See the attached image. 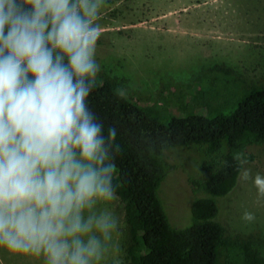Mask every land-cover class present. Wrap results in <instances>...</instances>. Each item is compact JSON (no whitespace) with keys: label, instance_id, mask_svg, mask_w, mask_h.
<instances>
[{"label":"clouds","instance_id":"obj_1","mask_svg":"<svg viewBox=\"0 0 264 264\" xmlns=\"http://www.w3.org/2000/svg\"><path fill=\"white\" fill-rule=\"evenodd\" d=\"M104 3L0 0V248L43 264H106L119 235L122 147L88 102Z\"/></svg>","mask_w":264,"mask_h":264},{"label":"rangeland","instance_id":"obj_2","mask_svg":"<svg viewBox=\"0 0 264 264\" xmlns=\"http://www.w3.org/2000/svg\"><path fill=\"white\" fill-rule=\"evenodd\" d=\"M99 23L96 81L113 82L120 94L141 104L174 115L216 112L219 94H209L223 83L242 88L264 85V0H105ZM212 148L195 144L167 152L176 168L162 182L159 196L176 228L191 224L188 180L206 173L203 165L213 155ZM250 152L255 159L244 169L253 178L264 176V146ZM217 203V219L227 235L249 240L264 257V197L253 180L240 176ZM113 208L120 230L106 264H129V228L119 200ZM245 212L253 213L255 220L244 221ZM0 264L43 261L0 248Z\"/></svg>","mask_w":264,"mask_h":264},{"label":"trees","instance_id":"obj_3","mask_svg":"<svg viewBox=\"0 0 264 264\" xmlns=\"http://www.w3.org/2000/svg\"><path fill=\"white\" fill-rule=\"evenodd\" d=\"M217 94L216 112L174 115L120 94L113 82L95 81L89 105L105 135L117 127L122 147L114 183L129 228V264H264L249 240L228 236L217 219V199L235 188L245 166L236 154L243 152L248 164L255 159L250 149L264 146V85L225 82L209 95ZM195 144L213 146V155L203 165L206 173L188 180L192 220L181 229L170 224L159 189L176 168L168 150Z\"/></svg>","mask_w":264,"mask_h":264}]
</instances>
